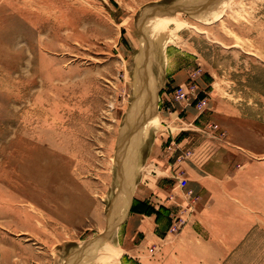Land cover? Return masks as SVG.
Segmentation results:
<instances>
[{
  "label": "rangeland",
  "instance_id": "1",
  "mask_svg": "<svg viewBox=\"0 0 264 264\" xmlns=\"http://www.w3.org/2000/svg\"><path fill=\"white\" fill-rule=\"evenodd\" d=\"M205 169L256 222L222 258ZM211 263L264 264V0H0V264Z\"/></svg>",
  "mask_w": 264,
  "mask_h": 264
},
{
  "label": "crops",
  "instance_id": "2",
  "mask_svg": "<svg viewBox=\"0 0 264 264\" xmlns=\"http://www.w3.org/2000/svg\"><path fill=\"white\" fill-rule=\"evenodd\" d=\"M222 176L223 174L221 175L219 172L216 173L211 169H205L204 174L202 176L200 175L198 183L194 182V185L192 186L196 191H200L204 194L203 198L205 200H215L209 202V207H206L199 217L190 220L192 226H198L200 230L201 228L202 231L204 230L205 239H202L203 244L199 238L197 239V231L195 229L189 227L187 229L189 232H187V230L183 232V236L188 235L194 237V240H191L192 243L196 245L201 243V247H204L205 250L204 256L213 258L228 256L231 250L239 246L242 239L249 233L252 226L256 223L255 221H249L246 219L245 211H243L246 207L243 204L238 207L235 205L236 202L233 201L236 199H231L229 196V185L226 186L218 183L219 178ZM142 181L143 179L133 185L132 202L136 200L148 201L150 205L157 209L156 204L160 203L158 202L159 198L157 197L163 198V195H165L164 193L166 192L165 189H162L156 184L149 186L144 185L146 187L142 185V187H139ZM256 199V197H253L250 206L253 205L254 207ZM214 204L217 205L218 208H213ZM154 217L155 215L153 214L147 215L144 213L128 211L123 223L127 228H130L132 234L137 231L146 233L148 231L147 226L150 225V220H155L156 217ZM174 251L177 255L174 252L169 255L170 257L179 256L181 254L180 251Z\"/></svg>",
  "mask_w": 264,
  "mask_h": 264
},
{
  "label": "trees",
  "instance_id": "3",
  "mask_svg": "<svg viewBox=\"0 0 264 264\" xmlns=\"http://www.w3.org/2000/svg\"><path fill=\"white\" fill-rule=\"evenodd\" d=\"M131 212L137 213H144V214H155L156 217L158 216L159 209L154 208L150 204L146 203L145 201H134L130 207Z\"/></svg>",
  "mask_w": 264,
  "mask_h": 264
},
{
  "label": "built area",
  "instance_id": "4",
  "mask_svg": "<svg viewBox=\"0 0 264 264\" xmlns=\"http://www.w3.org/2000/svg\"><path fill=\"white\" fill-rule=\"evenodd\" d=\"M179 160H180V157H177V161H179ZM150 251H153V248H151Z\"/></svg>",
  "mask_w": 264,
  "mask_h": 264
},
{
  "label": "water",
  "instance_id": "5",
  "mask_svg": "<svg viewBox=\"0 0 264 264\" xmlns=\"http://www.w3.org/2000/svg\"><path fill=\"white\" fill-rule=\"evenodd\" d=\"M161 9H158L157 11H160ZM162 10H165V8H162ZM175 10H178V9H175ZM177 12V11H176ZM170 14V13H169Z\"/></svg>",
  "mask_w": 264,
  "mask_h": 264
}]
</instances>
